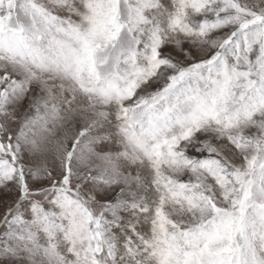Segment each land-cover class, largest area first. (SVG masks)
Returning a JSON list of instances; mask_svg holds the SVG:
<instances>
[{
  "label": "snow or ice",
  "instance_id": "1",
  "mask_svg": "<svg viewBox=\"0 0 264 264\" xmlns=\"http://www.w3.org/2000/svg\"><path fill=\"white\" fill-rule=\"evenodd\" d=\"M0 264H264V0H0Z\"/></svg>",
  "mask_w": 264,
  "mask_h": 264
}]
</instances>
